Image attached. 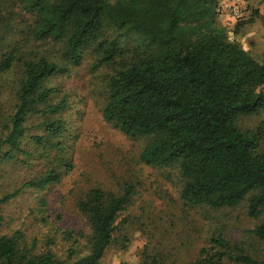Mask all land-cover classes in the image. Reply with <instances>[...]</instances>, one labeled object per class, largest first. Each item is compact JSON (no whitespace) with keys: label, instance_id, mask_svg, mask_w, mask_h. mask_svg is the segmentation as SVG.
Listing matches in <instances>:
<instances>
[{"label":"trees","instance_id":"trees-1","mask_svg":"<svg viewBox=\"0 0 264 264\" xmlns=\"http://www.w3.org/2000/svg\"><path fill=\"white\" fill-rule=\"evenodd\" d=\"M12 1L32 15L33 36L58 47V55L22 59L16 110L0 119V164L62 150L66 121L61 113L67 100L50 102L56 91L50 81L91 52L111 69L104 86L105 119L128 136L146 139L145 164L179 168L185 204L222 209L246 203L251 218L264 215L263 137L241 126L242 117L264 107V60L250 41L246 48L236 32L219 22L217 0ZM22 56L16 45L3 53L0 74ZM35 116L42 118V132L29 135L27 122ZM30 141L40 149L32 150ZM62 176L53 168L24 186L44 190ZM133 193L130 184L119 193L96 187L80 200L79 210L90 226L87 254L65 260L53 250L37 251L17 236L2 235L0 264H102ZM249 232L264 242V221ZM119 241L125 247L130 239L124 234ZM227 261L264 264L222 236L188 264ZM144 264L167 263L148 255Z\"/></svg>","mask_w":264,"mask_h":264},{"label":"rangeland","instance_id":"rangeland-1","mask_svg":"<svg viewBox=\"0 0 264 264\" xmlns=\"http://www.w3.org/2000/svg\"><path fill=\"white\" fill-rule=\"evenodd\" d=\"M217 1L219 22L236 32L246 48L251 44L264 60V0ZM32 22V15L15 1H0V56L15 45L23 49L15 66L0 74V119H8L16 110L22 59L58 55V47L33 36ZM110 71L89 52L80 65L51 79L56 91L50 102L67 100L68 107L61 113L66 121L60 138L63 148L52 149L47 155H20L0 164V236H17L37 251L53 250L59 258L73 261L89 251L90 226L79 210L80 200L96 187L119 193L130 184L132 201L119 214L115 241L102 264H144L148 255L162 263L188 264L219 236L264 260V242L249 232L264 221V215L258 220L251 218L246 203L222 209L185 204L180 197L183 181L179 168L145 164L141 152L146 139L128 136L105 119L104 86ZM41 121L38 116L28 120L29 135L42 132ZM241 126L259 132L264 141V107L242 117ZM29 147L40 149L32 141ZM53 168L63 172L60 182L44 190L24 186ZM124 234L130 239L125 247L119 241Z\"/></svg>","mask_w":264,"mask_h":264}]
</instances>
